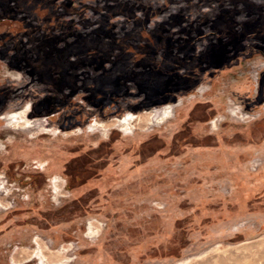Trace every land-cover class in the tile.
Returning a JSON list of instances; mask_svg holds the SVG:
<instances>
[{"label": "rangeland", "instance_id": "rangeland-1", "mask_svg": "<svg viewBox=\"0 0 264 264\" xmlns=\"http://www.w3.org/2000/svg\"><path fill=\"white\" fill-rule=\"evenodd\" d=\"M68 2L84 7L83 21L65 12ZM116 3L159 10L135 36L127 33L133 21L121 15L104 31L129 47L124 53L139 56L136 71L147 65L183 74L182 66H163L165 48L155 50L153 29L163 21L174 38L193 36L187 25L199 16L264 30V0H0V51L19 56L9 67L0 55V264H264V164L256 171L249 165L264 163V100L257 108L252 83L262 66L264 80L263 40L246 42L263 47V59L242 56L210 68L199 91L174 93V102V83L148 92L156 104L145 100L139 79L122 83L114 76L119 68L108 74L123 50L98 43L105 34L94 21ZM58 14L76 22L77 36L89 35L61 62L37 22ZM174 16L185 19L181 34ZM209 44L221 43L208 36L196 54ZM188 78L177 84L193 82ZM83 80L93 90L72 93ZM178 101L171 119L149 124L153 110ZM240 107L261 116L251 119ZM130 113L136 119L126 133L116 120ZM70 122L78 124L61 127Z\"/></svg>", "mask_w": 264, "mask_h": 264}, {"label": "trees", "instance_id": "trees-1", "mask_svg": "<svg viewBox=\"0 0 264 264\" xmlns=\"http://www.w3.org/2000/svg\"><path fill=\"white\" fill-rule=\"evenodd\" d=\"M83 8L84 7H81L80 10H77L74 6H72L71 2L65 4V12H70L69 14H77L80 18V21L84 20V16H82V13H84ZM137 10L141 12V15L136 14ZM158 12L159 10H155L152 7H129V5L127 6L116 3L115 5L109 6L106 11H103V13H99V17L95 19L94 24L97 25V28H99L100 32H104L107 29L109 30V21L112 19V17L114 15H121L126 18L128 22L133 21L130 32L127 33L135 36V34H140L139 32L147 30V26L149 25L150 21L158 14ZM54 17V22H48L46 21V19L45 21L37 20V22L39 26L41 25V28L43 24H45L44 26L46 29H44L43 35L47 38H51L49 47L51 51L55 53L54 58L59 60L58 62H61L63 57L65 56L66 51L74 47V45H77L80 41L84 42L89 35L83 38L77 36V34H75L76 22L73 19L64 21L60 19L61 14H58L56 16L54 15ZM172 18L175 21L174 25L180 26L177 33H183L185 31V28L183 27L185 19H180L178 16H174ZM205 24H209L207 29L211 33H207L205 31ZM187 26H189V31L194 35L191 39L187 37L188 40L186 37H183L181 35L174 38V34L167 32L168 25L165 21L158 23L153 29V37H155L156 41L155 45L157 44L155 50L163 51V48H165V51L161 52L160 55L164 59L163 66H167L168 68L170 67V64L171 67L173 66L174 68L182 66L184 68V75H179L178 70L174 71L170 76L164 75L163 73L159 74V72H155L154 69L147 65H144L142 67V70L136 71L134 65H137L138 63L135 61V59L139 56L131 52L124 53L129 49V47L124 42H120L119 40H117L111 33L109 34L107 32H104L105 35L103 38L96 36L98 38L96 39L98 43L99 41L100 43H109L111 46L120 44L119 46L123 50L122 60H118V62L116 61L117 64L113 65V68L110 72H108V74L112 72L114 73V71L116 72V69L119 68L120 70L118 69L116 75L114 76H121V79H123L122 83L125 84V82H131L139 79L137 87L140 89L141 93L145 95V100L155 98L154 101L156 100V104H159V101L157 100L160 99L157 97V95H155L154 97L149 96L150 94L148 95V92H158L161 87H166L174 83L172 89L170 90V93L168 94L170 95L168 101L174 102L176 100V97L173 94L180 91H184L187 93L188 91H192L194 87H196V85L201 81L200 75H202V73H205L206 70L210 68L221 70L224 65L232 66L233 64L237 63L238 59L242 56L251 57L255 54L263 53V47L257 49L254 43H246L247 40L250 39H261L263 40L264 44V30L263 33L260 30L258 31L256 29L255 31H251L253 27L252 24H245L242 30H238L234 25L231 24L229 20L224 19V17L222 16L218 20L216 19L206 22L204 18L196 17V19L190 22ZM187 33L190 34L189 32ZM209 35L214 36L217 40L220 41L221 44L209 45L208 49L200 56H196L192 52L189 57V61H186V59L182 58L181 53H183L184 50H186L190 45H193L197 41L202 40ZM143 41V37L139 35L137 42L141 43ZM8 51L9 49L6 48L4 50L1 49L0 55L3 60L8 63L9 67H14V65H16L14 63V60L19 58V56L15 53V55H9ZM128 53L131 55H127ZM36 54L38 55V52H36ZM23 57L24 56H22L20 59H22ZM155 63H158L157 60L155 61ZM68 70L69 69H66L65 72H68ZM100 75L102 78L107 75V72L103 71ZM173 76H175L177 80L174 81ZM189 76H194V79L192 80L193 82H185L184 80L183 85L177 84L178 82L180 83L183 79H186ZM122 83H118L120 89H123L125 87V85ZM74 86L76 87L74 88L70 86L72 93H75L80 89L86 92L93 90V87L88 83V80H83L81 87H78L76 83H74ZM121 91L123 93V90ZM263 100L264 80L262 74L260 78V91L256 99V104H260ZM145 106L147 108L152 105L145 103ZM2 111L3 109L0 108V113ZM67 120L71 121L69 117H67ZM70 124L71 125L68 126L62 124L61 127L64 130H69L74 128L78 123L70 122Z\"/></svg>", "mask_w": 264, "mask_h": 264}, {"label": "bare ground", "instance_id": "bare-ground-1", "mask_svg": "<svg viewBox=\"0 0 264 264\" xmlns=\"http://www.w3.org/2000/svg\"><path fill=\"white\" fill-rule=\"evenodd\" d=\"M257 73V72H256ZM256 73H254V75H253V78H252V80H253V87L255 86V74ZM197 91H199V90H197ZM201 91V90H200ZM180 103H181V101H180ZM179 101H178V103L177 104H172V105H167V106H165V107H162L161 109H159L158 108V110H153V112H151V115H150V119H151V117H152V119H151V122H149V124H154V122L155 123H157V124H159L160 122L162 123L164 120H166V119H171L172 117H173V115H174V111H175V109L177 108V107H179ZM229 113H232V114H238L237 112H235L234 111V109L232 110V109H230L229 111H228ZM126 115V114H125ZM242 116H244V115H242ZM246 117H249V116H246ZM17 119L18 118V116H17V114H15V115H12L11 116V120L12 119ZM132 118H134L131 122H130V125L128 126V130L126 131L125 130V128H123L122 129V127H121V125L120 124H122L125 120H129V119H132ZM160 118H162V119H160ZM136 119V117H134V115L132 114L131 115V113L128 115V117H127V115L123 118V119H118V120H116V124H117V126L122 130V131H124V132H126V133H131V131L134 129L132 126H131V124H132V122L134 121ZM98 124L97 123H95V124H93L92 126H97ZM91 128V126L90 127H88V128H86L87 130H89Z\"/></svg>", "mask_w": 264, "mask_h": 264}, {"label": "flooded vegetation", "instance_id": "flooded-vegetation-1", "mask_svg": "<svg viewBox=\"0 0 264 264\" xmlns=\"http://www.w3.org/2000/svg\"><path fill=\"white\" fill-rule=\"evenodd\" d=\"M253 8H255V7H253ZM262 7H260V9H261ZM246 9H249V8H247L246 7ZM256 12H258V9H254ZM248 14V16L247 17H250V16H252V10L251 9H249V13H247ZM258 15H259V13H257ZM223 16V15H222ZM221 16V17H222ZM200 17V16H199ZM220 17V18H221ZM224 17V16H223ZM224 19H225V17H224ZM215 20V19H214ZM227 20V19H226ZM229 20V19H228ZM152 21V20H151ZM230 22H231V24L232 25H234L235 26V28L237 29V24H235V22L234 21H232V20H229ZM245 24H250L249 22H247V21H245V22H243L240 26H241V28H240V30H242L243 28H244V25ZM187 31V30H186ZM207 33H211L210 31H208ZM188 34V33H187ZM194 36V35H193ZM193 36H190V39L191 38H193ZM209 36H211V35H209ZM208 37V36H207ZM187 38V37H186ZM185 38V39H186ZM189 38V37H188ZM188 38H187V40H188ZM206 38V37H205ZM205 38H203L202 40H199V41H197L196 43H194L193 45H190L186 50H184L183 51V55L184 56H186V58H184V59H186V61L188 60L189 61V57H190V55L192 54V52H193V54H195L196 56H200V55H198V54H196V51H197V48H196V46L200 43V42H202ZM210 45V44H209ZM209 45H207L206 46V49L204 50V52L208 49V47H209ZM203 54V53H202ZM201 54V55H202ZM260 55H261V57H260V59H263V53H259ZM183 58V57H182ZM188 58V59H187ZM239 60V59H238ZM238 62V61H237ZM247 62H249V61H247ZM248 64V63H247ZM262 66V65H261ZM260 70V74L259 73H257V75H256V79H257V83H258V89H257V94H256V96H255V99L257 98V96L259 95V91H260V77H261V74L263 73V66H262V68H260L259 69ZM259 81V82H258ZM196 89V88H195ZM194 89V90H195ZM193 90V91H194ZM196 92H197V89L195 90ZM194 91V92H195ZM257 105V108H259L260 107V105H263V101L260 103V104H256Z\"/></svg>", "mask_w": 264, "mask_h": 264}, {"label": "built area", "instance_id": "built-area-1", "mask_svg": "<svg viewBox=\"0 0 264 264\" xmlns=\"http://www.w3.org/2000/svg\"><path fill=\"white\" fill-rule=\"evenodd\" d=\"M248 64H251V63H248ZM256 72H258V71H255V73ZM256 75H257V73L255 74V77H256ZM255 82H256L255 83V86H256L255 96H256V94H257V87H258V83H257V79L256 78H255ZM263 109H264V106H263L262 110ZM238 110H239V112H243L246 115H250L251 116V119L252 118H255V120H257L261 116L260 111L259 112L258 111L257 112L256 111H250V112H248V111H245L244 108H242V107L238 108ZM251 119H246V120L250 122ZM263 164L264 163H263V161L261 159H255V160L250 161V163H249L252 171H256Z\"/></svg>", "mask_w": 264, "mask_h": 264}, {"label": "crops", "instance_id": "crops-1", "mask_svg": "<svg viewBox=\"0 0 264 264\" xmlns=\"http://www.w3.org/2000/svg\"><path fill=\"white\" fill-rule=\"evenodd\" d=\"M192 96V95H191ZM196 97V96H195Z\"/></svg>", "mask_w": 264, "mask_h": 264}]
</instances>
